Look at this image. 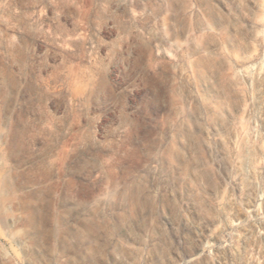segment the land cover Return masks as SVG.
Segmentation results:
<instances>
[{
    "label": "rangeland",
    "instance_id": "obj_1",
    "mask_svg": "<svg viewBox=\"0 0 264 264\" xmlns=\"http://www.w3.org/2000/svg\"><path fill=\"white\" fill-rule=\"evenodd\" d=\"M0 264H264V0H0Z\"/></svg>",
    "mask_w": 264,
    "mask_h": 264
},
{
    "label": "bare ground",
    "instance_id": "obj_2",
    "mask_svg": "<svg viewBox=\"0 0 264 264\" xmlns=\"http://www.w3.org/2000/svg\"><path fill=\"white\" fill-rule=\"evenodd\" d=\"M164 47V46H163Z\"/></svg>",
    "mask_w": 264,
    "mask_h": 264
}]
</instances>
